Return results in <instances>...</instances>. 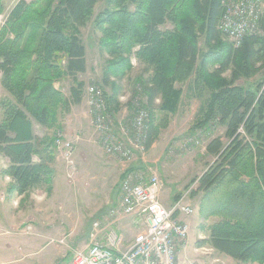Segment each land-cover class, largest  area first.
Masks as SVG:
<instances>
[{
    "label": "trees",
    "instance_id": "obj_1",
    "mask_svg": "<svg viewBox=\"0 0 264 264\" xmlns=\"http://www.w3.org/2000/svg\"><path fill=\"white\" fill-rule=\"evenodd\" d=\"M102 1L19 0L0 27L6 92L0 99V152L10 160L2 171L13 179L10 192L54 190L56 132L86 87L78 75L87 69L82 29ZM224 1L105 0L95 19L101 49L110 55L102 84L112 86L109 104L119 111L118 81L134 69L132 56L146 64L148 76L138 79L152 116L148 150L168 116L180 110L184 89L178 84L197 74L195 91L207 97L197 124L225 127L229 140L208 143L215 161L192 181H198L192 196L203 194L201 216L218 218L207 243L242 264H264V76L254 86L238 84L264 71V36L248 34L237 47L230 42L219 27ZM5 12L6 0H0V14ZM202 38L207 49L200 51ZM69 80L67 95L63 82ZM36 126L45 133L39 135Z\"/></svg>",
    "mask_w": 264,
    "mask_h": 264
},
{
    "label": "rangeland",
    "instance_id": "obj_2",
    "mask_svg": "<svg viewBox=\"0 0 264 264\" xmlns=\"http://www.w3.org/2000/svg\"><path fill=\"white\" fill-rule=\"evenodd\" d=\"M18 1L6 0V12L5 14H0V26L5 23L7 13ZM253 1L257 4L254 11L260 12V17L258 22H256L254 30L252 32L249 31L246 35L258 34L264 36V29L262 27L264 0ZM232 3L236 6H242L245 0H225V12L226 9L232 7V5L228 4ZM104 7L105 0L96 6L92 20L82 29V39L88 49L89 62L94 68L93 71L86 75V79L89 81V84H98L104 89L110 113L118 115L123 110H127L126 114L121 117L123 120L115 122L117 126L116 131H118V126L121 123L126 126L127 120H131L134 116L133 114L141 109L147 110L149 122L150 120L152 122V116H150V110L145 107V92L143 85L139 81L140 76L145 73L146 64L137 59L135 55L132 56L134 69L126 78L118 81L121 107L119 111H114L110 107L109 96L113 93L112 86L102 84V76L107 66L106 59L110 58V55L101 49L100 41L102 33L95 25L97 15ZM167 26L170 27L171 25L168 24ZM223 33L236 47L240 46L227 33ZM199 47L200 51L207 49L204 38L200 40ZM230 73L228 71L225 75H230ZM147 76L145 73L143 78L145 79ZM263 76L264 71L262 70L253 77L240 79L238 84L254 86L263 79ZM82 78H84V75ZM196 81L197 74H194L192 80L190 79V81L184 84H178V87H182L185 92L182 98V106L175 115L168 116L169 122H167V127L161 129L156 142L151 146L149 151H137L133 160L127 164H124L117 156L108 155L100 145L97 146L99 149L95 150L93 148L92 152H88L87 157L82 156L80 165L76 166L78 173L76 172L73 180L70 181L67 172V181L61 187L64 193L57 201L58 206L61 207L58 209L59 212L61 211V220H64L63 228L67 231L58 237L50 239V243L47 245H45L46 242L40 245L34 243L29 247L30 245L27 240L34 239L31 235L19 238L23 243L16 246L10 252L3 248V240L6 238L2 237L0 240L3 245L0 247V264H73L75 252L82 250L89 244L92 223L96 220H101L106 227H109L110 223L108 220L111 219L110 216L119 209L122 193L121 183L128 171L143 172L146 176L152 174L159 175L164 181L163 198H161L163 201H167L173 196L174 198L179 197L181 194L187 192L186 205L194 206L196 209L190 216L193 222L191 226L194 229L196 237L195 244L203 248L204 255L208 258L205 262L193 261L200 264H242V262L216 249L210 248L211 245L207 243V239L210 237V225L218 221V218L212 217L205 220L200 214L203 194L200 193L196 197L192 196L193 190L198 185V181H192L202 175L215 161V157L207 151L208 143L216 137H221L225 143L229 142L228 138L225 137V127L215 125L206 128L197 124L196 119L200 116V108L204 106L207 97L206 95H197L198 91L197 93L195 91ZM68 83V81L64 83L66 89ZM5 95L6 92L1 86L0 75V99ZM84 95H86L85 90ZM89 114L92 117L90 111ZM159 116L162 117L163 113H160ZM149 122L147 124L148 127ZM59 130H62V128ZM38 132L41 133L42 131L38 129ZM136 150H139V148H136ZM103 164H106L107 167L104 168ZM36 189L41 188H35L32 191ZM34 193H36V196H40L38 192ZM64 195L67 197L71 195L72 200L66 199ZM112 203L114 206L104 214L98 216L95 213L102 206L109 207ZM47 208V215H54L55 209L53 208V204H51V200L47 202ZM182 216L183 214L181 213L179 217ZM81 221L84 223L82 226H80ZM28 226L30 225L28 224ZM191 226H189V231L191 230ZM106 232L107 230L103 228L99 231V235L104 236ZM199 234L204 237L199 238ZM130 236L131 234L127 235L126 239L128 240ZM25 241L27 242L26 244Z\"/></svg>",
    "mask_w": 264,
    "mask_h": 264
},
{
    "label": "built area",
    "instance_id": "obj_3",
    "mask_svg": "<svg viewBox=\"0 0 264 264\" xmlns=\"http://www.w3.org/2000/svg\"><path fill=\"white\" fill-rule=\"evenodd\" d=\"M228 5L232 7L226 9L219 27L240 45L246 34L254 30L260 12L254 11L257 4L253 0H245L242 6ZM85 94L97 141L108 155L117 156L127 164L137 151H147V131L143 127L145 109L137 111L131 120H127V126H118L116 131L115 122L123 119L108 111L104 89L98 84H89ZM56 145L67 162L68 176L73 180L77 172L75 142L63 131H57ZM163 187L164 181L157 174L146 176L143 172H126L121 183L119 209L108 220L110 227L101 220L93 222L89 244L75 252L73 264H179V252L189 241L186 218L194 213V208L186 205L187 192L171 206L166 205L161 199ZM177 210L182 211V217L173 216ZM121 216L139 219V230L129 242L116 226L112 227ZM103 228L107 232L100 236L99 231ZM31 230L28 226L26 233H32ZM185 264L200 263L187 261Z\"/></svg>",
    "mask_w": 264,
    "mask_h": 264
},
{
    "label": "crops",
    "instance_id": "obj_4",
    "mask_svg": "<svg viewBox=\"0 0 264 264\" xmlns=\"http://www.w3.org/2000/svg\"><path fill=\"white\" fill-rule=\"evenodd\" d=\"M88 55L89 53L87 49L86 72L78 74L79 78L85 81L86 86L89 84V81H87L86 79V75L94 70L89 62ZM80 75H84V78H82V76ZM65 82H63V86ZM68 82L69 83L67 89L65 88V86L63 87V90L67 95L70 94L71 86V81L69 80ZM60 85L62 84L57 83V86ZM126 111L127 110H123V112L119 113L117 116L122 119L121 117L126 114ZM1 117L2 110H0V119ZM61 128L66 137L68 139L74 140L75 142L74 157L77 167L78 165H80V159L82 158V156L87 157L88 152H92L93 148H95V150L99 149L97 146H99L100 144L97 141V133L92 123V117L89 114V106L87 104L85 95H83L82 101L79 104L73 105L71 112L61 119ZM38 129H40L42 132L39 133ZM36 131L39 135H43L45 133V129L43 133V129L40 126H36ZM150 149L151 147L148 149V151ZM9 164V158L0 152V240L2 239V237L6 238L3 240L4 246L0 242V247L3 246L4 249L10 252L12 249L16 248V246H19L23 243V241L19 238L28 237V235H31L34 238L32 240H27L30 245L29 247H31L34 243L40 245L46 242L45 245H47L48 243H50V239H52L53 237H58L67 231L65 228H63L64 220H61V211L59 212L58 210L61 207H59L57 203V201L60 199V196L64 193L61 187L65 184L64 182L67 181V162L62 157L61 152L57 149L56 160L53 164L55 169L54 190L51 195L42 191L43 189H36L34 191L31 190L28 193L23 194L10 192L9 186L12 184L13 179L10 176H6L2 173V171L7 168ZM103 165L104 168L107 167L106 164ZM104 172H106V170H104ZM107 172H109V170H107ZM34 192H38L40 196H36V193ZM65 198L68 200H72L71 195H69V197L65 196ZM161 198H163V193L161 195ZM173 198L174 196L171 199L169 198V200L167 201H163V199L162 201L166 205H171V203L178 197L174 199ZM50 200L51 204H53V208L55 209L54 215H47V202H50ZM113 206V203L109 207L102 206L100 210L97 209L95 213H97L98 216L102 215L110 210V208ZM194 210L196 209L194 208ZM138 220L139 219L136 216H121L112 227L116 226L118 231H120L125 236V238H127V235L131 234V236L128 237V240L126 239L127 242H129L133 239V237L139 230ZM186 222L188 223V226H191L193 223L192 218H190V216L187 217ZM28 224L33 228V230H31V232H33L32 234L26 233ZM82 224L84 223H82L81 221L80 226H82ZM73 230L75 231V229ZM198 237L200 238L204 236L199 234ZM27 242L25 241V244ZM195 243V232L191 226V230L189 231L188 244L180 250L178 255L179 264H185V262L193 260H198L201 262H205L208 260L206 255H204L203 248L197 246ZM210 248L213 247L210 246Z\"/></svg>",
    "mask_w": 264,
    "mask_h": 264
},
{
    "label": "bare ground",
    "instance_id": "obj_5",
    "mask_svg": "<svg viewBox=\"0 0 264 264\" xmlns=\"http://www.w3.org/2000/svg\"><path fill=\"white\" fill-rule=\"evenodd\" d=\"M245 38V37H244ZM243 38V39H244ZM243 41V40H242ZM146 121L144 122V125H143V127L146 129V131H147V128H148V126H147V124H148V122H149V120H148V113H147V110H146ZM134 116L136 115V113H134L133 114ZM120 124V123H119ZM126 124L128 125L129 123H128V121L126 122ZM126 125V126H127ZM131 125H132V123H131ZM120 127L121 126H124L122 123L119 125ZM58 131H62V130H58ZM57 133V132H56ZM57 146V145H56ZM101 147V146H100ZM57 149H58V147H57ZM133 157H134V155H133ZM133 157H132V159H131V161L133 160ZM77 168V167H76ZM69 177V176H68ZM70 178V177H69ZM71 181V180H70ZM182 213V211L181 210H177L174 214H173V216L175 217V218H180V217H178V216H180V214Z\"/></svg>",
    "mask_w": 264,
    "mask_h": 264
}]
</instances>
